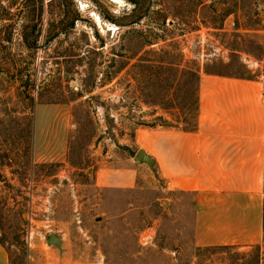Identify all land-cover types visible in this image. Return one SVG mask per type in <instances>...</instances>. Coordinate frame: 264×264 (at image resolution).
I'll list each match as a JSON object with an SVG mask.
<instances>
[{
	"label": "rangeland",
	"instance_id": "1",
	"mask_svg": "<svg viewBox=\"0 0 264 264\" xmlns=\"http://www.w3.org/2000/svg\"><path fill=\"white\" fill-rule=\"evenodd\" d=\"M264 78V0H0V243L94 264H264L197 250L150 176L103 188L136 129H190L200 72ZM50 234L60 246L47 243Z\"/></svg>",
	"mask_w": 264,
	"mask_h": 264
},
{
	"label": "crops",
	"instance_id": "2",
	"mask_svg": "<svg viewBox=\"0 0 264 264\" xmlns=\"http://www.w3.org/2000/svg\"><path fill=\"white\" fill-rule=\"evenodd\" d=\"M200 72L194 126L140 127L137 150L152 168L133 160L104 165L96 173L103 188L132 189L147 180L167 194L170 211L186 221L197 250L230 248L247 252L264 237V78ZM12 261L0 243V264H94L45 250Z\"/></svg>",
	"mask_w": 264,
	"mask_h": 264
},
{
	"label": "water",
	"instance_id": "3",
	"mask_svg": "<svg viewBox=\"0 0 264 264\" xmlns=\"http://www.w3.org/2000/svg\"><path fill=\"white\" fill-rule=\"evenodd\" d=\"M133 160L136 162H142L152 168V159L148 156L143 149H138L133 156ZM47 243L54 246H60V240L54 234H50L47 238Z\"/></svg>",
	"mask_w": 264,
	"mask_h": 264
},
{
	"label": "bare ground",
	"instance_id": "4",
	"mask_svg": "<svg viewBox=\"0 0 264 264\" xmlns=\"http://www.w3.org/2000/svg\"><path fill=\"white\" fill-rule=\"evenodd\" d=\"M113 2H119V0H112Z\"/></svg>",
	"mask_w": 264,
	"mask_h": 264
}]
</instances>
